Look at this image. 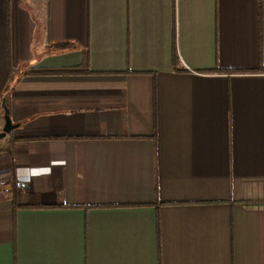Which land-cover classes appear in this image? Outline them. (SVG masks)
Returning a JSON list of instances; mask_svg holds the SVG:
<instances>
[{
    "label": "crops",
    "instance_id": "0c3cea01",
    "mask_svg": "<svg viewBox=\"0 0 264 264\" xmlns=\"http://www.w3.org/2000/svg\"><path fill=\"white\" fill-rule=\"evenodd\" d=\"M3 101L0 264H264V0H0Z\"/></svg>",
    "mask_w": 264,
    "mask_h": 264
},
{
    "label": "trees",
    "instance_id": "16d2710c",
    "mask_svg": "<svg viewBox=\"0 0 264 264\" xmlns=\"http://www.w3.org/2000/svg\"><path fill=\"white\" fill-rule=\"evenodd\" d=\"M175 63H178L177 56H174ZM29 74H41V75H77V74H90L88 70L87 54L84 55L83 61L80 66L69 69H54L46 68L43 70L30 71ZM5 102V101H4ZM6 107L7 102H5Z\"/></svg>",
    "mask_w": 264,
    "mask_h": 264
},
{
    "label": "built area",
    "instance_id": "2783aa9c",
    "mask_svg": "<svg viewBox=\"0 0 264 264\" xmlns=\"http://www.w3.org/2000/svg\"><path fill=\"white\" fill-rule=\"evenodd\" d=\"M29 182H24L21 179H14L13 181L0 180V194L5 196H13L22 192Z\"/></svg>",
    "mask_w": 264,
    "mask_h": 264
},
{
    "label": "water",
    "instance_id": "95a60500",
    "mask_svg": "<svg viewBox=\"0 0 264 264\" xmlns=\"http://www.w3.org/2000/svg\"><path fill=\"white\" fill-rule=\"evenodd\" d=\"M2 109L4 112V126L2 131L0 132V140H2L3 138H5V136L9 133H11L13 130L17 129L18 125L17 124H13L10 117H9V112H8V108L5 105V102L3 101L2 103Z\"/></svg>",
    "mask_w": 264,
    "mask_h": 264
}]
</instances>
